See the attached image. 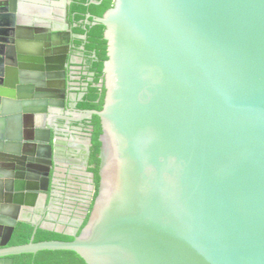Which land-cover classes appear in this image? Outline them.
Returning a JSON list of instances; mask_svg holds the SVG:
<instances>
[{
	"label": "water",
	"instance_id": "obj_1",
	"mask_svg": "<svg viewBox=\"0 0 264 264\" xmlns=\"http://www.w3.org/2000/svg\"><path fill=\"white\" fill-rule=\"evenodd\" d=\"M30 1L0 0V264L41 250L87 264H264V0H115L87 14L106 27V92L72 121L100 119V184L66 229L52 213L51 106L66 88L68 0ZM63 132L69 163L93 178L91 135ZM19 223L33 235L12 245ZM38 230L73 240L35 242Z\"/></svg>",
	"mask_w": 264,
	"mask_h": 264
},
{
	"label": "flooded vegetation",
	"instance_id": "obj_2",
	"mask_svg": "<svg viewBox=\"0 0 264 264\" xmlns=\"http://www.w3.org/2000/svg\"><path fill=\"white\" fill-rule=\"evenodd\" d=\"M34 1L35 4L41 3L50 5L54 0ZM27 2L30 3L32 1L27 0ZM59 2L63 3L62 0ZM65 7L67 12L63 19L68 24L69 31L60 37V41L67 46V49L60 50V55H68L66 64V88L61 87L57 93L58 96L55 98V103L51 107L53 109L52 115L54 117V124L58 126L56 146L58 151V159L60 161V166L56 172L57 184L52 189L53 200L57 204L56 207H58V210H55V212L52 213L57 217L58 221L63 223V227L66 229L69 227L68 224L65 223L66 220H81L84 211H86L89 205L91 197L94 198L96 192V174L92 170L94 165L91 162L93 137L96 127L95 115L92 119L84 120L82 122H75L72 120L73 118L79 116V114L83 111L96 109L81 107V101L85 99V96H87L88 93L86 88H89V86L92 85L91 83L93 82L94 78L92 75L93 72L90 71V59L93 57V55H89L86 52V40L78 39L75 36L80 34L75 31V28L76 26L80 25L82 21L75 20L74 22L70 20L72 0H68V3ZM77 40H81L82 42L77 43ZM82 94L85 95L81 98ZM66 127L70 128L72 132L79 133V131H81L88 137H90V135L92 137L91 155L89 158V166L87 171L89 173H94V177L92 178L89 176L88 182L85 186L79 185L78 173L80 169L73 168V166L69 163L74 158L72 157L71 151H69V147H71L74 142L73 139L69 137V135L63 132ZM90 186H94L93 189H91ZM52 196L50 197L52 198ZM47 207L48 205L45 204L44 210L47 211V213L40 214L41 222H52L49 218V209ZM58 221H56L55 224H58Z\"/></svg>",
	"mask_w": 264,
	"mask_h": 264
},
{
	"label": "trees",
	"instance_id": "obj_3",
	"mask_svg": "<svg viewBox=\"0 0 264 264\" xmlns=\"http://www.w3.org/2000/svg\"><path fill=\"white\" fill-rule=\"evenodd\" d=\"M92 0H72V7L70 9L71 21H82L76 26L75 31L80 34H86L85 42L86 52L93 55L90 59V71L94 73L92 85L88 88L87 96L81 101V107L88 109L101 110L104 104L105 87H100L99 83L104 76V69L106 61L108 60V42L105 39L106 27L102 24L89 25L85 23L87 14H91L89 18L93 21V17H102L113 6L115 0H97L100 3H92ZM82 42L77 40V43ZM95 132L93 137L91 162L94 165L92 170L96 174V192L98 194L100 176V148L101 142L99 140L102 133L100 119L95 116ZM85 219L84 224L87 222ZM34 228L28 223H19L16 227L12 245L27 244L30 242L33 235ZM62 240L71 241L73 237L64 234H57L46 230H38L35 236V242ZM15 264H87L85 260L74 251L71 250H41L37 253H22L15 256Z\"/></svg>",
	"mask_w": 264,
	"mask_h": 264
},
{
	"label": "crops",
	"instance_id": "obj_4",
	"mask_svg": "<svg viewBox=\"0 0 264 264\" xmlns=\"http://www.w3.org/2000/svg\"><path fill=\"white\" fill-rule=\"evenodd\" d=\"M39 5H41V3H39ZM78 176H79V185L85 186L86 183L88 182V178L90 174L86 173L85 171H82L78 173Z\"/></svg>",
	"mask_w": 264,
	"mask_h": 264
}]
</instances>
